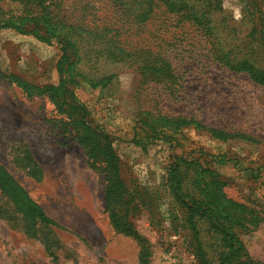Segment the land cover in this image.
Listing matches in <instances>:
<instances>
[{"label":"rangeland","instance_id":"obj_1","mask_svg":"<svg viewBox=\"0 0 264 264\" xmlns=\"http://www.w3.org/2000/svg\"><path fill=\"white\" fill-rule=\"evenodd\" d=\"M248 1L221 0L222 10L209 12V25L228 45L250 41L249 56L263 68V45L249 33L256 11L264 15V0H255L253 13ZM46 2L45 16L51 11L53 21L66 23L57 33L72 44L62 75L89 120L110 134L126 182L143 203L134 221L149 241L151 264H200L167 173L175 154L197 158L201 152L225 159L211 167L228 182L226 195L252 216L231 225L246 250L233 264H264V83L229 68L221 59L224 45L207 27L160 0L147 19L139 18L134 0ZM2 4L16 12L23 6ZM63 53L55 40L0 29V70L6 75L58 84ZM143 116L196 119L207 128L190 123L170 130L168 141L149 135L139 122ZM74 134L68 114L49 95L27 94L0 76V164L58 223L29 231L23 213L0 189V264H141V243L110 221L101 164H93ZM198 225L216 264L222 239L206 219Z\"/></svg>","mask_w":264,"mask_h":264},{"label":"trees","instance_id":"obj_2","mask_svg":"<svg viewBox=\"0 0 264 264\" xmlns=\"http://www.w3.org/2000/svg\"><path fill=\"white\" fill-rule=\"evenodd\" d=\"M6 1L22 3L21 12L5 7L2 2ZM160 1L169 11L188 13L197 24L203 28L207 27V31L224 45H220L221 59L229 68L235 71H245L255 81L261 80L264 83V67L260 68L255 65L249 56L248 51L251 42L247 40L241 43V47L237 42L233 46L228 45L226 41H222L221 36L217 37L214 31L215 27L209 25V22L213 21L209 12L221 11V0H200L202 2L199 4L189 0ZM33 2H37V4L35 5ZM203 2L206 3V7H203ZM46 3V0H0V29L13 27L22 33L32 34L42 41H57L64 52L58 62V68L61 72L59 83L39 86L18 74L6 75L1 70L0 76L14 81L27 94L36 92L49 95L58 108L68 114L69 121L74 125V137L83 146L91 160L93 159V164H101L100 168L104 173L105 181L106 211L113 227L118 232L135 237L141 243L139 253L141 264H151L152 250L149 241L137 230L134 221L135 216L140 213L143 203L137 202L133 193L134 190L126 182L122 163L114 149L110 134L89 120L86 107L77 99L68 78L62 75L65 67L63 60L72 49V44L57 33L58 29L66 26V23L53 21L51 11H49L48 17L45 16L43 7H48V3ZM134 4L139 6L137 12L139 18L147 19L158 3L156 0H134ZM248 4L252 7L251 13H253L255 0H249ZM209 5H213V9H210ZM32 10H36L35 13L34 11L32 13ZM255 16L257 22L249 34L261 41L264 52V15L260 11H256ZM236 39L240 41L242 38L237 36ZM120 50L125 51L121 47ZM139 122L146 128L149 135L155 138H165L168 141L174 137L170 130L181 131L184 125L196 123L197 128H207L204 123L198 122L196 119L183 117L151 118L143 116ZM214 133L218 134V131L214 130ZM224 161L225 159L221 157L209 159V154L204 155L203 152L197 158L175 154L167 173L170 195L182 210L186 223L191 230V237L197 243L195 254L200 264H213L200 237L198 222L204 219L208 221L210 229L219 235L223 242L224 249L216 264H233L236 257L243 253L246 254L243 241L231 225L239 224L242 226L244 221L251 220L252 216L248 215V206L226 195L223 188L228 182L219 175L215 168L211 167L214 162L222 163ZM0 189L23 213L29 231L35 233L33 230L38 225L43 227L58 226L57 221L47 214L45 209L1 164ZM239 264H248V262L240 261Z\"/></svg>","mask_w":264,"mask_h":264}]
</instances>
